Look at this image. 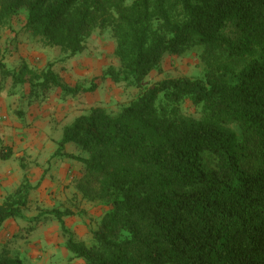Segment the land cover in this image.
<instances>
[{"label": "trees", "instance_id": "trees-1", "mask_svg": "<svg viewBox=\"0 0 264 264\" xmlns=\"http://www.w3.org/2000/svg\"><path fill=\"white\" fill-rule=\"evenodd\" d=\"M0 0L1 31L26 13L25 31L75 57L110 30L119 68L106 77L142 90L118 114L93 108L63 129L55 156L81 164L76 188L106 207L90 246L56 220L85 264H264V0ZM200 48L203 79H147L166 55ZM0 75L46 98L93 93L70 87L52 64ZM189 104L199 117L185 114ZM237 126L241 133L232 129ZM74 144L83 155L64 154ZM11 154L2 152L6 160ZM27 182L0 205V231L23 219ZM0 264H27L0 251Z\"/></svg>", "mask_w": 264, "mask_h": 264}, {"label": "rangeland", "instance_id": "rangeland-1", "mask_svg": "<svg viewBox=\"0 0 264 264\" xmlns=\"http://www.w3.org/2000/svg\"><path fill=\"white\" fill-rule=\"evenodd\" d=\"M133 1L128 0L127 3L131 4ZM26 16L25 12H20L12 18L9 27L1 31L2 39L5 40L3 44L10 47L7 53L0 52V59L8 57L7 61L11 62L17 59L19 62L26 61L36 71L52 64L63 83L72 88L88 89L93 85L97 86L93 93L64 97L59 90H53L50 98L33 100L40 106L45 103L48 109L52 108V137L56 138V132L62 131L57 129L58 126L69 125L75 118L93 108H102L108 114L116 115L139 97L142 90L116 84L106 77L109 69L119 68L115 56L116 42L110 30L95 31L88 39L84 52L68 57L59 48H44L31 40L25 31ZM201 53V49L197 48L179 57L166 55L160 68L148 77V83L154 85L165 79L178 78L203 79L206 67ZM0 85L4 89L8 84L2 79ZM26 89L29 87L19 86L20 92H26ZM54 104L57 106L54 107ZM183 112L199 117L197 110L189 104L183 106ZM231 128L241 133L237 126L232 125ZM70 152L83 155L77 146L72 147ZM69 172L70 170L62 172L60 176L50 175V180H43L36 187H33L34 182L32 184L30 180L25 181L30 191L23 211L24 218L5 224L0 231V251L18 256L27 264H85L67 249V236L56 220L47 223L35 221L46 210L70 211V215L63 218L66 228L76 242L87 246L92 244L93 232L99 227L101 217L107 209L100 201L82 198L76 188L78 179H71L74 173ZM43 185V189H40Z\"/></svg>", "mask_w": 264, "mask_h": 264}, {"label": "crops", "instance_id": "crops-1", "mask_svg": "<svg viewBox=\"0 0 264 264\" xmlns=\"http://www.w3.org/2000/svg\"><path fill=\"white\" fill-rule=\"evenodd\" d=\"M3 43L5 40L1 38L2 54L7 53L10 47ZM7 59L8 57L0 59V62L8 70L18 69L23 62H19V59L11 62ZM2 79L7 81L8 85L4 89L0 85V154L10 153L11 157L6 160L0 158V205L26 180H30L32 184L34 182L33 187H36L39 182L50 180V175L60 176L67 170H70V174L74 173L71 179L74 177L80 179L81 164L66 157H54L59 149L64 124L57 127L62 131L56 132V138L50 135L54 126V123L50 122L52 108L48 109L45 103L42 106L34 103L33 100L36 101L40 97L34 96L30 88L26 89V92H20L19 86H14L10 78L4 79L0 75V84ZM50 96L51 94L45 99ZM55 106L57 104H54ZM74 146V144L65 145L63 153L71 155L70 150ZM43 187L44 185L40 189Z\"/></svg>", "mask_w": 264, "mask_h": 264}]
</instances>
